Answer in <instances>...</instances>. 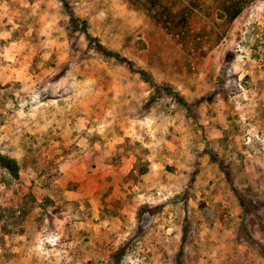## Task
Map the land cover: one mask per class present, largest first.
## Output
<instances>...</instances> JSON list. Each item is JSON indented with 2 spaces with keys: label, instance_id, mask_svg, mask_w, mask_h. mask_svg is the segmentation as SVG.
Masks as SVG:
<instances>
[{
  "label": "rangeland",
  "instance_id": "374dc122",
  "mask_svg": "<svg viewBox=\"0 0 264 264\" xmlns=\"http://www.w3.org/2000/svg\"><path fill=\"white\" fill-rule=\"evenodd\" d=\"M0 155V264H264V0L200 62L127 0H0Z\"/></svg>",
  "mask_w": 264,
  "mask_h": 264
},
{
  "label": "trees",
  "instance_id": "16d2710c",
  "mask_svg": "<svg viewBox=\"0 0 264 264\" xmlns=\"http://www.w3.org/2000/svg\"><path fill=\"white\" fill-rule=\"evenodd\" d=\"M127 1L131 5L144 8L153 24L165 29L183 52L190 55L195 62H200L226 37L229 24L240 14L248 0H220L214 12L209 11L205 3L196 4L194 0ZM87 37L94 41L97 50L126 62L132 68L128 59L107 49L89 34ZM138 72L145 81L154 83L143 70ZM179 99L186 105L182 98ZM0 165L12 176H18V164L12 158L0 155Z\"/></svg>",
  "mask_w": 264,
  "mask_h": 264
}]
</instances>
